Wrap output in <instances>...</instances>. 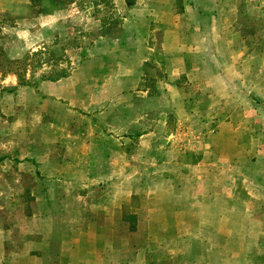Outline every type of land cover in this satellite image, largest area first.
I'll use <instances>...</instances> for the list:
<instances>
[{
    "label": "rangeland",
    "instance_id": "rangeland-1",
    "mask_svg": "<svg viewBox=\"0 0 264 264\" xmlns=\"http://www.w3.org/2000/svg\"><path fill=\"white\" fill-rule=\"evenodd\" d=\"M0 264H264V0H0Z\"/></svg>",
    "mask_w": 264,
    "mask_h": 264
},
{
    "label": "trees",
    "instance_id": "trees-1",
    "mask_svg": "<svg viewBox=\"0 0 264 264\" xmlns=\"http://www.w3.org/2000/svg\"><path fill=\"white\" fill-rule=\"evenodd\" d=\"M67 72L65 73H61V74H58L56 76H47V75H42L40 76L39 80H58L60 78H63V77H66L67 76ZM38 80V81H39ZM37 82V81H36ZM35 83V82H34ZM22 85H25V84H28L27 82H21Z\"/></svg>",
    "mask_w": 264,
    "mask_h": 264
},
{
    "label": "crops",
    "instance_id": "crops-1",
    "mask_svg": "<svg viewBox=\"0 0 264 264\" xmlns=\"http://www.w3.org/2000/svg\"><path fill=\"white\" fill-rule=\"evenodd\" d=\"M27 254H31V252H28Z\"/></svg>",
    "mask_w": 264,
    "mask_h": 264
}]
</instances>
